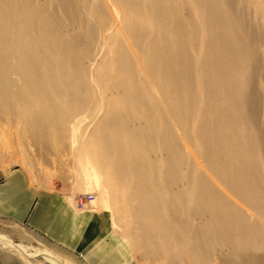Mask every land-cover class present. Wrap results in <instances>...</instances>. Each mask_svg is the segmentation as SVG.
Here are the masks:
<instances>
[{"label":"rangeland","instance_id":"1","mask_svg":"<svg viewBox=\"0 0 264 264\" xmlns=\"http://www.w3.org/2000/svg\"><path fill=\"white\" fill-rule=\"evenodd\" d=\"M128 1H6L13 4L11 11L23 13L24 9L29 8L34 11V15L38 14L40 19L43 17L42 21L52 19L53 26L59 30L58 41L62 38L69 39L74 56H65V60L63 56L58 55L53 58V74L57 79L49 82L48 85L53 95L52 100L60 111L55 119L58 132L50 134L47 144L40 142L33 135L28 127H31L33 116L37 109L39 111L40 106L33 95H27L29 100L25 106L15 105L8 117L0 113V164L24 166L44 186L65 191L76 209L78 196L94 195L96 202L93 208L83 211L108 213L115 231L131 242L138 264H253V262L241 260L239 255L253 253L264 258V240L249 239L248 242L244 241L236 247L226 243L227 238L223 239L218 227H214L209 220L205 223L195 219L193 209L197 206L196 194L202 171L195 163L193 155L196 154L197 157L202 158L215 148L214 139L210 140L201 136L203 123L206 122L207 126L211 124L208 122L210 115H206L203 111L208 104L204 90L205 62L208 45L213 41L208 31L209 22L205 11L212 5L215 6L216 12L219 10L220 14L223 13L219 15L223 22L227 20L223 27L225 31L229 30L230 35H234V31L238 30L241 31V36H247V32L244 31L251 28L250 25H257L255 28L264 33V19L261 17L264 13L260 11L264 0H231V2L227 0V3L226 0H214V2L212 0H163L159 3L156 0ZM117 4H120L118 5L120 7L128 6L122 7L123 12L127 13L129 10L127 21H120L121 14L119 15L116 10ZM45 6L49 13L42 11L41 8ZM131 6L133 7L130 8ZM160 9L164 10L166 18L163 17L164 14L160 15L158 11ZM41 13L43 16L40 15ZM112 14L118 17L115 21L125 31L126 37L116 31L118 28L113 24L115 22ZM62 22H65V26H69V29L64 30ZM165 25H169L170 33L163 36ZM174 31L177 33L173 34ZM164 42L173 48V50L170 48L171 56L181 54V58L185 61L195 62H193L195 64L193 68H186V72L194 70L193 73L197 75L195 90L193 89L195 95L189 94V84L187 87L183 84L185 89L183 93L179 97L176 95L172 97L173 92L178 90L177 86L170 84L169 89V84H164L166 83L162 77L164 69L157 62L158 55L163 52L162 46L166 45L163 44ZM185 45H188L187 49ZM256 47L246 52L248 53L246 62L242 63L243 72L237 71L233 77L236 80L235 86L228 87L230 93L239 92L240 87L241 91L245 92L242 93L245 98L242 106L239 104L235 108V99L232 97L228 99V104L232 107V114L231 112L230 114L240 128L236 127V130H233L234 128L226 125L223 127L226 133L235 131L234 134H237L235 136L241 143L253 144V146L261 145L258 140L257 125L263 126L264 122V42ZM65 61L68 65L65 69H61L59 66ZM144 71L148 75H145ZM33 76L27 74L18 78L21 85L19 93H26L27 88L24 87V83L32 80ZM163 85H166L164 86L166 88ZM170 90L171 95L166 97V91L170 93ZM1 103L3 100L0 101ZM239 106L245 107L243 114L240 110L237 111ZM168 113L171 118H168ZM50 119L52 120V117ZM182 140L184 141L181 143ZM187 141L189 144H186ZM185 145L191 146V150ZM223 146L227 145L223 143ZM123 148L126 149L124 153L114 152ZM136 149L141 151L138 152ZM167 151L180 161L176 163V169L165 172L166 158L163 154ZM115 155H118V158ZM262 157V154L257 153L253 157H249L248 153L243 157L247 159V164L253 163L261 172L262 188L247 194L246 197L249 203L259 207H264V158ZM135 158H138L141 172H143L144 183L140 187L130 176L132 174L129 168L130 163L128 165L125 163L128 166L126 170L124 165L116 164L117 161L128 159L130 162ZM200 165L203 166L202 163ZM204 167L212 173L214 179L219 177L214 170L215 163ZM122 171L125 175L119 178ZM174 176L180 180L186 181L187 178L192 180L195 184L194 188L184 186L183 189L177 188L171 191L172 195L170 192L167 194L168 190L164 188L165 181L176 179L173 178ZM194 177L197 181H194ZM226 184L228 186L229 181H226ZM234 186L235 184H230V189L234 190ZM137 190L138 192L133 193ZM181 192H183L182 196ZM149 195L152 196L151 200L155 198V204L150 213L145 214L144 211L140 212V209L147 206L145 203L148 202L146 198ZM255 197L258 198L256 201ZM171 198L174 200L171 201ZM231 199L233 201L229 202L232 203L235 200L237 205L232 203L233 209L230 206L226 207L225 211H243L244 215L238 219H245L241 222L247 224L251 223L247 221L249 217L246 218L244 213V210L250 206L246 209L239 200L232 196ZM180 209L186 211L182 218L179 216L182 212ZM255 215L257 220L254 216L252 219L264 229V215ZM180 218L182 221L179 220ZM163 225L166 228H163ZM194 229H197L199 233ZM19 244L27 251V255H21L30 264H54L45 257L35 256L42 250L50 251L30 239ZM58 259L59 264H69L64 263L59 257Z\"/></svg>","mask_w":264,"mask_h":264},{"label":"bare ground","instance_id":"2","mask_svg":"<svg viewBox=\"0 0 264 264\" xmlns=\"http://www.w3.org/2000/svg\"><path fill=\"white\" fill-rule=\"evenodd\" d=\"M6 1L7 0H0V101L3 100V103L0 104V109H1L0 113L2 115L3 114L6 115L8 117L11 114V111L13 110L15 105L20 106V107L25 106V104L29 100V99H27V95H30V96L33 95L35 100H36V103L40 106V109L42 108V110L39 109V111H38V109H37L38 106H37V108H36L37 112L34 114L33 119H32L33 120L32 122L34 124L32 123L31 127H28V128L31 132H33V135L40 142L47 144L49 142L50 134L58 132L57 125L55 124V119H56L57 115L60 113L59 108H57V106H55V104L52 100L53 95H52V93H50L49 85H48L49 82H52L53 80L57 79L56 77H54V74H53V70H54L53 58L55 55H58L59 57L63 56V59L65 60V56L66 57H68L70 55L74 56L73 51H72V47L70 46V40L62 38L58 41V38L60 36L59 30L53 26V22L51 21L52 19L50 21H48L46 19L48 22L42 21L43 17L40 19L38 17L39 15L38 14L34 15V11H32V9H29V8L24 9L23 13H21V11L20 12L11 11V7L13 4L6 3ZM125 1H127V0H125ZM156 1H157V3H159L160 1H163V0H156ZM140 2H142V1H140ZM212 2H214V0H212ZM230 2H231V0H230ZM230 2L228 4H230ZM260 2H262V1H260ZM200 3L201 2H199V4ZM204 3H205V1H204ZM204 3H203V5H204ZM226 3H227V0H226ZM122 4H124V3H122ZM207 4H208V2H207ZM207 4H205V6H207ZM215 4H216V2H215ZM118 5H120V4H117V6ZM134 5H136V4H134ZM232 5H234V4L232 3ZM128 6H126L125 8H127ZM122 7L118 6V8H116V10L118 11V14L119 13L121 14L120 21L123 22V21L128 20V11L129 10L127 11V13L125 11L123 12L122 10L124 7L123 8ZM132 7L133 6H131L130 8H132ZM214 7L215 6L211 5L210 8H208V10L206 9L207 11L202 9L203 11L206 12L208 22H209L207 27H208V31H209L210 36L213 39V41L211 43H209L208 48H207L208 53H207V59L205 62L206 75L204 76V88H205L204 90L207 94L208 104L206 107L203 106V107H205L203 109L205 114L210 115L208 122H211V124L209 123V125L207 126L206 122L203 123L204 127L201 130L202 135L200 133L199 134L201 136H203V138L206 137L210 140L214 139L215 140V141L213 140L214 144H213V142H212V144L215 146V148L212 149L211 151L207 152V154L205 156H203L202 158H200L201 156L197 157L196 154H195L196 156L193 155V159L195 160V163H197V165L200 167V169L202 171V173H201L202 176L200 177L201 181L199 182L200 184H199L198 191L196 194L197 206L193 209V215L195 216L196 220H201L202 222H205V223L207 222V220H209L210 223H212V225L214 227L215 226L218 227V231L221 232L223 239L227 238L228 242H226V243L233 244L234 246L238 247V245L242 244L244 241L248 242L249 239L254 240V241L256 239L264 240V229L260 225H257L256 222L252 219L254 216V218L257 220V217L255 214H260L263 216L264 215V207H259L257 205L255 206L246 200L247 194L257 192L259 189L262 188L263 179H261V172L258 169V167L255 166L253 163L247 164L246 163L247 159L243 158L244 155H247V153H248L249 157H253L257 153V154H262V156H263L262 158H264V122H263V126L257 125L258 126L257 127L258 128V137H259L258 140H260L262 146L261 145L253 146V144L249 145L248 143L247 144L249 146H247V144L245 143L246 144L245 145L243 142H242L243 143L242 144L241 141H239L236 138V136H235L236 133L234 134L235 131L232 133L228 132L227 131L228 127H227L226 128L227 133H226L225 131H223L224 130L223 127H225V125H226V126H229V128L230 127L234 128L233 130H236L235 128L239 127L238 123L234 120V118L231 115L232 114V112H231L232 107L228 104V99L231 97L235 99V103H236L235 108H236L239 104L240 105L242 104V102L245 98H244V96H242L243 92L241 91L240 86H239L240 87L239 88L240 93L238 91H234V92L230 93V91H228V87L231 86V88H232L233 85L235 86L236 80H234L233 77H235L234 74L237 71L242 70V72H243L242 68H244V67H242L243 66L242 63L246 62L245 58L248 54L246 52H248V50H251L252 48L253 49L257 48L256 46L259 43L264 42V33L260 32L259 30H257L255 28L257 25L256 26L250 25L251 28H248V29H246V31H244V32H247V36H241V34H240L241 31L239 32L238 30L234 31V35H230L231 33L229 34V30H227L228 31V33H227V31H225V28L223 27L224 22L227 21L226 18H225L226 21L223 22L221 20L222 17L220 18V15L223 13L220 14L219 10H218V12H216V9H214ZM228 7H230V6H228ZM41 9L44 12L45 11L48 12V9L46 8V6L44 8H41ZM134 10H135V8H134ZM158 11L160 12L161 16L164 14L163 17L166 18V15H165L166 13L163 12L164 10L160 9ZM222 11H220V12H222ZM260 11L262 13H264V4L263 3L260 7ZM258 14H260V13H258ZM40 15H42V13ZM191 16L192 15H190V17ZM45 17H46V15H45ZM261 17L264 19V14H262ZM63 18H64V16H63ZM112 18H113V21L115 22L113 24H115V26L118 28L116 31L120 32L121 36L126 37L125 31L122 30L121 26L117 25V21H115L116 19H118V17L113 15ZM231 19H228V21H231ZM232 21H233V19H232ZM61 24H62V28L64 30H65V28L69 29V26H67V27L65 26V24H66L65 22H62ZM168 26L165 25V27L163 28V32H162L163 36H166L170 33L168 31ZM229 27H231V26L229 25ZM178 28H181V27H178ZM227 29H228V27H227ZM234 29H236V28H234ZM237 29H238V27H237ZM174 30H176V29L174 28ZM175 32L176 31H174L173 34L177 33V32L176 33ZM183 34H184V32H183ZM232 34H233V32H232ZM128 35H129V33H128ZM140 36H141V34H140ZM142 40H143V38H142ZM178 40H180V39H178ZM150 43H152V42H150ZM163 44H166V43L164 42ZM153 45H155V44L153 43ZM176 45H177V43H176ZM187 46H186V49H187ZM191 46H192V44H191ZM141 47H143V46H141ZM177 47H178V45H177ZM162 48H163V50H162L163 52L160 51L161 52L160 53L158 51L160 53V55H158L159 59L157 58L158 60L157 59L156 60H157L159 65L161 64V66H163L162 68L164 70L162 72V77H163V80H165V82H166L164 84H169V86H168L169 89H170L171 85L177 86L178 90L176 91V89H175L176 92H173L172 97H174L175 95L179 97L181 95V93H183L182 91L185 90V89H183L184 88L183 84H185L186 87H187V84H189L190 88L188 90L190 93L189 92L188 93L189 94L192 93L193 95H195L194 87L196 85H194V84H195V81H197L196 77H195L197 75H195V73H193L194 70H191L190 72H186L187 67L193 68V66L195 65V64H193L194 61L192 62L191 60H187V59H186L187 61H185L183 58H181V54H175V55L171 56L170 55V53H171L170 48L172 50H173V48L171 46H169L168 44H166L164 47L162 46ZM175 49H177V48H175ZM254 51H256V50H254ZM176 53H178V52H176ZM187 56H185V58ZM137 61H138V59H137ZM154 62H155V60H154ZM67 65L68 64L65 61L64 63L62 62V64L59 67H61V69L62 68L65 69V67ZM155 67H153V68H155ZM159 71H161V70H159ZM150 72H152V71H150ZM27 74L28 75H34V76H33L32 80H29L28 82L24 83V85H25L24 87L27 88L26 93L25 92L19 93V90H20L19 86H21V85L18 82V78H20L22 75L26 76ZM144 74L145 75L147 74L146 71H144ZM154 76H155V74H154ZM178 84H179V86H178ZM180 84H182L181 87H180ZM164 86H166V85H163V87ZM164 88H166V87H164ZM171 89H173V88H171ZM171 93H172L171 90H170V93L166 91V93H165L166 97L171 95ZM163 98H165V97H163ZM166 100H167V98H166ZM196 100H198V99H196ZM164 103H166V101ZM184 103H185V101H184ZM190 103H193V102L190 101ZM162 104H163V101H162ZM241 106H239V109L237 111L240 110L241 113L243 114L245 107L241 108ZM180 107H182V105ZM190 109L192 110V107ZM234 109H233V111H234ZM230 112H231V114H230ZM201 113H202V111H201ZM214 114H215V116H214ZM245 114H247V113H245ZM167 115H168V118H171L169 116V113ZM175 115H176V113H175ZM51 117H52V120L50 119ZM204 117H206V116H204ZM252 117H254V116H252ZM235 119H236V117H235ZM245 120H246V118H245ZM240 123H242V122H240ZM183 130H185V129H183ZM238 132L240 133V131H238ZM253 138L255 139L256 137H253ZM183 141L184 140H182L181 143ZM193 142H194V140H193ZM254 142H256V140ZM223 143L226 144L227 146L224 147ZM186 144H189L188 141L186 142ZM190 145H192V143ZM194 145H195V143H194ZM105 146H107L106 143H105ZM185 147L187 149H190L191 146L188 147V145H185ZM132 148H134V147L132 146ZM125 151H126V149L123 148V149H120V150H117L114 152L124 153ZM132 151H133V149H132ZM137 151L139 152L141 150H137ZM178 151H180V150H178ZM167 152L165 154L162 153L164 155V157L166 158V162H165L166 166L164 169L165 172H168V171L172 170L173 168L176 169L177 168L176 163L180 161V160L178 161L177 159H175L174 155L171 152H168V153ZM158 154L161 155V153H158ZM158 154H157V156H158ZM115 156H117V158H118V155H115ZM127 157H129V156H127ZM135 159H137V160H135ZM135 159H131L130 162L128 159H124V160H121L120 162L117 161V163L116 162L115 163L119 164L118 166H120V164L124 165L125 170H126V168H128V166H127L128 163H130L129 168L132 170V174L130 176L133 177L132 180L135 179L134 181H136L137 186L140 187L144 183L143 177H142L143 172H141L142 171L141 165L138 162V158H135ZM125 163H127V165ZM200 163H202L203 166H201ZM214 163H215V169L214 170H216V173L219 176L216 179H214L212 177V173L206 167H204L205 165L207 166V164L213 165ZM196 168H198V167H196ZM123 171L119 174V178H123V176L125 175V174H123ZM193 173H195V172H193ZM189 174H191V173H189ZM165 175H167V174H165ZM175 176L173 178H176ZM194 178H195L194 181H197L196 177H194ZM50 180H52V179H50ZM158 180L160 181V179H158ZM232 180H235L236 182H231ZM226 181H229L228 186H227L228 183L226 184ZM126 182H128V181H126ZM49 184H50V182H49ZM230 184H235L234 190L230 189ZM184 186H191V188H194L193 186H195V184L192 180H188V178L186 181L182 180V179L180 180L177 178L176 179H169V180H166L165 184H164V188H167L166 190H168L167 194H169V192H170V195H172L171 191H173L177 188L183 189ZM136 192H138V190L134 191L133 193H136ZM180 195L182 196L183 192H181ZM231 196L233 198H235L236 200H239L241 202V204H243V206H245L246 209H247V207L250 206V208H248L247 210H244V213L246 215V218H247V216L249 217V219H247V221H250L251 223L247 224L245 222H241L242 220L245 221V219H242V220L238 219L239 217L241 218L242 215H244L243 211H241L242 213L239 211L238 212L237 211L236 212L225 211L226 207H230L233 205L232 203H234V205H237L235 203L236 202L235 200L232 203L229 202L232 200ZM151 198H152L151 195H149L146 198V200L148 202L146 201L147 203H145V202L144 203L147 206L146 207L143 206V209L141 208L140 212L144 211L145 214L150 213V210H152L151 208H153V206L155 204V198H154V200H151ZM256 198L257 197H255V201H256ZM173 200L174 199L171 198V201H173ZM255 201H253V202H255ZM95 202H96V199H95ZM95 202L93 203L92 208L95 205ZM172 203L175 204V202H172ZM232 209H233V206H232ZM180 210L182 212L179 213V216H181V218H182V216H185L184 214H186L185 213L186 211L184 209H180ZM187 215H188V213H187ZM181 218L179 220H181ZM163 228H166V226L163 225ZM194 231L199 233L197 229H194ZM2 242L5 245H7V246L13 248L14 250L20 252L21 254L27 255L26 254L27 251H25V249L21 248V246L15 245L14 243H12L11 241H9L7 239L6 240L2 239ZM37 255L45 257V259L50 260L51 263L52 262L54 264L60 263L58 257L54 256L51 252H47V251L42 250L41 252H38V254L36 253L35 256H37ZM29 256H30V254H29ZM244 256H246L245 258L247 260L244 258ZM244 256L239 255L240 259L241 260L243 259L245 262L247 261L250 263L253 262V264H264V258H262L260 256H256L253 253H246V254H244Z\"/></svg>","mask_w":264,"mask_h":264},{"label":"crops","instance_id":"3","mask_svg":"<svg viewBox=\"0 0 264 264\" xmlns=\"http://www.w3.org/2000/svg\"><path fill=\"white\" fill-rule=\"evenodd\" d=\"M2 239L18 246L30 239L69 264H138L108 213L78 211L65 191L20 164H0V264H30Z\"/></svg>","mask_w":264,"mask_h":264},{"label":"built area","instance_id":"4","mask_svg":"<svg viewBox=\"0 0 264 264\" xmlns=\"http://www.w3.org/2000/svg\"><path fill=\"white\" fill-rule=\"evenodd\" d=\"M95 202V196L92 194L80 195L76 198V205L78 210H88Z\"/></svg>","mask_w":264,"mask_h":264}]
</instances>
